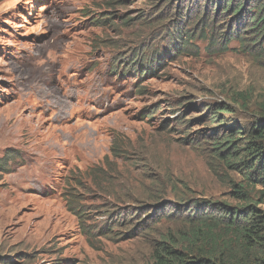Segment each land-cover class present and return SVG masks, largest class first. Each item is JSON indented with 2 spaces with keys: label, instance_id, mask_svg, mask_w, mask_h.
I'll list each match as a JSON object with an SVG mask.
<instances>
[{
  "label": "rangeland",
  "instance_id": "1",
  "mask_svg": "<svg viewBox=\"0 0 264 264\" xmlns=\"http://www.w3.org/2000/svg\"><path fill=\"white\" fill-rule=\"evenodd\" d=\"M198 9L0 0V264H151L186 222L173 202L239 205L230 181L242 177L215 174L208 147L190 141L223 135L200 118L220 101L240 107L239 93L252 105L233 118L249 126L264 65L219 37L231 31L222 18L214 42L206 31L184 48L178 27L199 34Z\"/></svg>",
  "mask_w": 264,
  "mask_h": 264
},
{
  "label": "trees",
  "instance_id": "2",
  "mask_svg": "<svg viewBox=\"0 0 264 264\" xmlns=\"http://www.w3.org/2000/svg\"><path fill=\"white\" fill-rule=\"evenodd\" d=\"M197 7L201 15L194 26L199 23V34L188 35L189 32L178 27L185 31L182 34L186 38L184 48L194 36L208 38L206 31L210 42H214L216 24L222 18L227 20L231 31H222L219 37L227 44L232 39L237 40L244 55L253 56L264 65V0H197ZM181 16L184 15H180L179 23L185 20ZM233 30L235 33L231 34ZM136 65L133 62L123 71H131ZM233 100L242 108L252 105L251 99L242 93L236 94ZM236 107L229 101L208 106L204 116L207 120L200 119L227 133L215 138L206 135V140L198 137L192 142H203L208 147L215 162L212 166L215 174L225 170L242 177L239 183L230 181V193L239 205L233 207L203 199L187 204L185 211L183 204L173 203L174 208L185 213L186 222L178 235L155 243L151 264H264V211L260 207L264 204V103L256 106V116L249 126L233 120L237 112L242 111ZM229 115L232 117H226ZM150 207L154 205L139 209L144 211ZM146 213L149 212L138 222L145 230L150 229V223L144 220L149 215ZM162 216L173 217L171 213Z\"/></svg>",
  "mask_w": 264,
  "mask_h": 264
},
{
  "label": "clouds",
  "instance_id": "3",
  "mask_svg": "<svg viewBox=\"0 0 264 264\" xmlns=\"http://www.w3.org/2000/svg\"><path fill=\"white\" fill-rule=\"evenodd\" d=\"M183 28V27H182ZM180 30V29H179ZM186 31V30H185ZM185 31H183V30H181V33L183 34ZM187 32V31H186ZM189 35V34H188ZM181 37H183V36H181ZM196 36H194V38H195ZM193 38V39H194ZM184 41H186V38L183 40V42ZM190 41V40H189ZM189 44H190V42H189ZM134 70V69H133ZM137 73L138 74H144L143 72L142 73H140L139 71H137ZM233 120H236L235 118H233ZM237 121V120H236ZM240 122V121H239ZM209 125V124H208ZM245 125H247V124H245ZM215 129H216V126L214 127ZM221 130L222 131H224V134L223 135H225L227 132L225 131V129H223V128H221ZM208 136H210V135H208ZM220 136H222V135H220ZM215 138V137H218V136H210V138ZM202 139H205L206 140V136H204V137H202ZM193 140H196V139H193ZM191 143H194V142H192V141H190ZM174 203V202H173ZM173 207V206H172Z\"/></svg>",
  "mask_w": 264,
  "mask_h": 264
}]
</instances>
